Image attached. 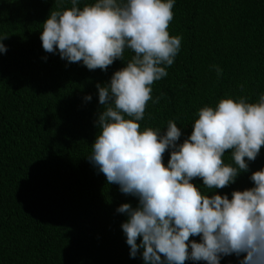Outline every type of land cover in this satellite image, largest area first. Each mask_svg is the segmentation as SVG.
I'll return each mask as SVG.
<instances>
[{"label":"trees","instance_id":"16d2710c","mask_svg":"<svg viewBox=\"0 0 264 264\" xmlns=\"http://www.w3.org/2000/svg\"><path fill=\"white\" fill-rule=\"evenodd\" d=\"M94 2L80 0L78 7ZM71 7V0H0V36L8 37V51L0 53V264H144L142 250L130 257L121 228L127 216L117 212L125 203L137 207L138 199L108 185L87 159L103 108L96 85L109 83L134 53L126 50L125 62L104 72L45 52L42 24L51 10ZM173 11L168 30L182 37L181 50L152 85L160 101H149L139 123L141 130L166 131L173 120L183 143L202 107L264 95V0H175ZM223 160L235 166L230 150ZM261 169L264 148L224 189L213 192L199 178L192 183L231 199L233 191L254 187L250 177ZM243 258L224 256L220 264Z\"/></svg>","mask_w":264,"mask_h":264},{"label":"clouds","instance_id":"9594fccd","mask_svg":"<svg viewBox=\"0 0 264 264\" xmlns=\"http://www.w3.org/2000/svg\"><path fill=\"white\" fill-rule=\"evenodd\" d=\"M79 2L51 10L40 39L45 52L90 71L107 72L115 61L125 62L126 50L134 53L109 83L96 85L103 108L87 157L108 185L139 201L117 209L127 216L121 228L130 257L142 250L144 264H220L224 256L243 255L240 264H264V169L252 173L254 187L233 191L231 199L204 194L192 183L202 179L215 192L249 171L264 148V95L254 103L242 96L202 107L183 143L173 120L166 131L141 130L149 101H160L153 100L152 85L168 75L181 50L182 37L168 30L175 0H95L83 10ZM7 38L0 36V53L8 51ZM229 150L235 166L223 160Z\"/></svg>","mask_w":264,"mask_h":264}]
</instances>
